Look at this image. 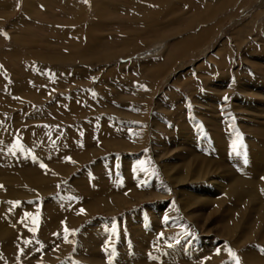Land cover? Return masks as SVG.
<instances>
[{
  "label": "rangeland",
  "instance_id": "1",
  "mask_svg": "<svg viewBox=\"0 0 264 264\" xmlns=\"http://www.w3.org/2000/svg\"><path fill=\"white\" fill-rule=\"evenodd\" d=\"M153 1L0 0V264H264V0Z\"/></svg>",
  "mask_w": 264,
  "mask_h": 264
},
{
  "label": "bare ground",
  "instance_id": "2",
  "mask_svg": "<svg viewBox=\"0 0 264 264\" xmlns=\"http://www.w3.org/2000/svg\"><path fill=\"white\" fill-rule=\"evenodd\" d=\"M65 1H67L68 3H70V1H71V3H72V0H65ZM166 1L167 0H154L153 2H154V4L155 5H158V7L159 8H161V6H166ZM94 2L96 3L97 2V0H94ZM196 2H199V0H193L192 1V3L191 4H193L194 5V3H196ZM196 4H199V3H196ZM110 5V3H109V0L108 1H106V2H102V0H101V3L98 5V6H101L100 8H98V11L100 10V12L97 14V16H96V21H98V19L99 18H103V15H104V13H105V9H102V8H104V6H109ZM149 6H152L151 4H149ZM170 11H173V9H170ZM97 12V11H96ZM158 13L160 12L159 10L157 11ZM155 13L154 12H152L150 15H154ZM149 18V17H148ZM153 18V17H152ZM192 19V18H191ZM191 19H189L190 21H192ZM207 20V19H206ZM189 23V22H188ZM97 25H99V22L97 23ZM201 32V31H200ZM192 39V38H191ZM28 40V39H27ZM85 42V41H84ZM185 42H188V44L186 45L187 46V48H188V46H190V45H193V40L191 41V40H188V41H185ZM82 43V42H81ZM182 43H183V41H182ZM90 44H91V41H90ZM190 44V45H189ZM186 46H183V44H180L178 47H179V50L180 51H182L183 49H186L185 47ZM72 47V49L73 48H75V50L80 54V55H82L80 52H85V51H87V50H92L93 49V47H92V44L89 46V48L87 47V46H83L84 48H79V47H77V46H75V44H74V46L72 45L71 46ZM79 48V49H78ZM190 48V47H189ZM82 57H83V55H82ZM85 59H87V58H85ZM160 70H161V68H160ZM152 74V73H151ZM7 132V131H6ZM69 134L71 135V136H74V134L73 133H71V132H69ZM68 134V135H69ZM13 136V135H12ZM29 136H31V135H29ZM5 137L7 138V135H5ZM38 137V136H37ZM37 137L36 138H34L33 140L31 139V140H29V138L27 139L26 137V139L27 140H25L24 142H25V144H23V145H18L19 143H16L15 142V139L12 141H8V143L7 144H4V143H2V142H0V167H1V169L3 170V171H5L7 174H8V171L10 172V171H12V172H17V173H20V172H22V171H20V169H22L23 168V165H24V162H25V158L22 156V157H20L19 155H18V152L19 153H22L23 154V152L24 153H27V151H26V149L25 148H27V150L28 149H34L35 150V152L37 153L38 151L40 152V153H42V151L40 150V147H39V144H38V141H37ZM4 138V137H3ZM31 138V137H30ZM5 140V139H4ZM7 140V139H6ZM76 140H78V137H71L67 142H68V146L70 147ZM77 142V141H76ZM25 145V148L23 147ZM118 146V145H117ZM234 146V145H233ZM231 147V146H230ZM232 149V148H231ZM29 151V150H28ZM87 151V150H86ZM66 152V151H65ZM11 154H13L12 156H10ZM70 155H71V157H73V159H75L74 161L77 163L80 159H82L81 157L85 154V152H74V151H72V152H70L69 153ZM15 155V156H14ZM14 156V157H13ZM29 156V155H28ZM85 156H88L87 154H85ZM68 158V157H67ZM28 159H29V157H28ZM84 159V158H83ZM82 159V160H83ZM81 160V161H82ZM29 161V160H28ZM34 162V161H33ZM37 162V161H36ZM61 162H63V159L61 160ZM29 164H30V161L28 162ZM33 164V163H32ZM37 164V163H36ZM251 164H253V163H251ZM255 164V163H254ZM253 164V165H254ZM39 165V164H38ZM252 165V166H253ZM28 166V165H27ZM37 166V165H36ZM35 166V167H36ZM66 165L64 164V162L62 163V166L61 167H63V169L62 170H64L63 171V174H65V173H67L69 170H68V168H64ZM245 168H246V166H244ZM250 167V166H249ZM32 168H34V167H32ZM40 169H42V168H40ZM53 169H56L55 171H56V173H57V168H53ZM60 169V170H61ZM72 169V168H71ZM39 170V169H38ZM2 171V172H3ZM42 171V170H41ZM28 172V171H27ZM43 172V171H42ZM45 172V171H44ZM29 173V172H28ZM36 173V172H35ZM46 173V172H45ZM34 174V173H33ZM39 174V173H38ZM52 175V174H51ZM15 176H16V174H15ZM34 176V175H33ZM38 176V175H37ZM43 176V175H42ZM42 176H40L41 178H42ZM46 176V175H45ZM98 176V175H97ZM51 177V176H50ZM3 178V177H2ZM27 178V177H26ZM109 178V180H111L110 179V177H108ZM5 179H6V177H5ZM29 179H30V177H29ZM34 179V178H33ZM52 179V178H51ZM113 179V178H112ZM116 179V178H115ZM19 180H21V178L19 179ZM27 180V179H26ZM26 180H23V181H26ZM30 180H32V179H30ZM48 180V179H47ZM95 180V179H94ZM107 180V179H106ZM106 180H104L105 182H106ZM264 180V179H263ZM7 182H9V183H14L15 182V180H14V182H13V179H11V178H8V180H6ZM33 181V180H32ZM37 181V180H36ZM86 181V180H85ZM85 181H83L84 183H85ZM97 181V180H96ZM108 181V180H107ZM17 182V181H16ZM19 182V181H18ZM98 182V181H97ZM115 182V181H114ZM34 183H36V182H34ZM83 183V184H84ZM108 183H110V182H108ZM111 183H113L112 181H111ZM110 183V184H111ZM116 183V182H115ZM262 183V182H261ZM101 184V183H100ZM241 184V183H240ZM4 185V184H3ZM6 185H8V184H6ZM44 185V184H43ZM98 185V184H97ZM104 185V184H103ZM113 185H114V183H113ZM116 185V184H115ZM242 185V184H241ZM93 186V185H92ZM262 186H263V184H262ZM31 187V186H30ZM45 187V186H44ZM86 187V186H85ZM88 187V186H87ZM244 186H242V188H243ZM34 188V187H33ZM46 188V187H45ZM84 188V187H83ZM93 188V187H92ZM108 188V187H107ZM237 188V187H236ZM239 188V187H238ZM32 189V188H31ZM85 189V188H84ZM116 189V188H115ZM37 190V189H36ZM44 190V189H43ZM117 190H118V188H117ZM238 190V189H237ZM109 191V190H108ZM18 191H16V193H17ZM44 192V191H43ZM82 192V194L79 196V197H81V199H86V197H93V195H97V196H99L100 195V193H101V191H99V190H97V191H93L92 189H89V188H86V190L85 191H81ZM112 192V191H111ZM231 192H233V191H231ZM260 193V192H259ZM7 194V193H6ZM14 194V193H13ZM108 194V193H107ZM240 194V193H239ZM257 194H258V192H257ZM9 195V194H8ZM8 195H6V196H8ZM232 195H234V192H233V194ZM237 195V194H236ZM235 195V196H236ZM10 196H11V194H10ZM149 196V195H148ZM1 197V196H0ZM108 197V196H107ZM112 197H114V196H112ZM64 198V197H63ZM8 199V198H7ZM6 199V200H7ZM65 199V198H64ZM5 200V199H4ZM8 200H10V199H8ZM13 200H15V199H13ZM95 200V199H94ZM89 201V200H88ZM4 202V201H3ZM87 202V201H86ZM12 203V202H11ZM86 204H88V203H86ZM3 205V204H2ZM1 205V206H2ZM6 205V204H5ZM9 205V204H8ZM7 205V206H8ZM13 205V204H12ZM81 205V204H80ZM10 207H11V205H10ZM9 207V208H10ZM66 207H68V206H66ZM66 207H64V208H66ZM84 207V206H83ZM13 208H15V207H13ZM63 208V207H62ZM63 208V209H64ZM80 208V207H79ZM93 208V207H92ZM12 209V207L9 209V210H11ZM67 209V208H66ZM75 209V208H74ZM12 210H14L15 211V209H12ZM20 210V209H19ZM24 210V209H23ZM77 210V209H76ZM76 210H74V211H76ZM88 210H91V207L89 206L88 208H87V211ZM59 211V213H60V217H61V215H63L64 213L62 212V211H60V210H58ZM69 211H70V209H69ZM11 212V211H10ZM27 213V212H26ZM58 213V214H59ZM73 213V212H72ZM72 213L70 212V214L72 215ZM67 214H69V213H67ZM69 214V215H70ZM1 215V214H0ZM68 216V215H67ZM51 217V216H50ZM56 217V216H55ZM69 217V216H68ZM72 217V216H71ZM70 217V218H71ZM62 218V217H61ZM57 219V218H56ZM72 219V218H71ZM77 219H79V218H77ZM53 220V219H52ZM64 220V219H63ZM55 221V220H54ZM53 221V222H54ZM48 222V221H47ZM60 222V221H59ZM64 222H66V220H64ZM69 223V222H68ZM59 224V223H58ZM51 226V225H50ZM45 227H47V226H45ZM49 227V226H48ZM56 228V227H55ZM52 232V231H51ZM54 232V231H53ZM53 234V233H52ZM21 236V235H20ZM83 237V236H82ZM82 237H81V239H82ZM84 240H86V239H84ZM86 241H88V240H86ZM85 241V242H86ZM88 243H90V242H88ZM91 243H92V241H91ZM90 243V245H93V243L91 244ZM84 244V243H83ZM83 244H81V245H83ZM95 247V246H94ZM64 248V247H63ZM57 253V252H56Z\"/></svg>",
  "mask_w": 264,
  "mask_h": 264
},
{
  "label": "snow or ice",
  "instance_id": "3",
  "mask_svg": "<svg viewBox=\"0 0 264 264\" xmlns=\"http://www.w3.org/2000/svg\"><path fill=\"white\" fill-rule=\"evenodd\" d=\"M225 99H227V97H226ZM42 167H43V165H42ZM232 255H235V254H234V253H232ZM237 264H238V261H237Z\"/></svg>",
  "mask_w": 264,
  "mask_h": 264
}]
</instances>
